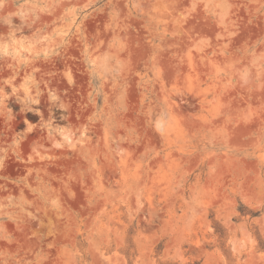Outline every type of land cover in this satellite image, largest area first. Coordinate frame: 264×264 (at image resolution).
Instances as JSON below:
<instances>
[{
    "label": "clouds",
    "instance_id": "clouds-1",
    "mask_svg": "<svg viewBox=\"0 0 264 264\" xmlns=\"http://www.w3.org/2000/svg\"><path fill=\"white\" fill-rule=\"evenodd\" d=\"M0 264H264V0H0Z\"/></svg>",
    "mask_w": 264,
    "mask_h": 264
},
{
    "label": "rangeland",
    "instance_id": "rangeland-1",
    "mask_svg": "<svg viewBox=\"0 0 264 264\" xmlns=\"http://www.w3.org/2000/svg\"><path fill=\"white\" fill-rule=\"evenodd\" d=\"M192 63H193V67H195V61L194 60L192 61ZM193 88H195V82L194 81H193ZM203 94L206 95V96H210L212 94V92H211V90H208V91L204 92ZM222 103H223V99H221L218 104L210 107V110H209L210 114L213 115V117L216 118V119L219 118L217 113H219V111L221 110L220 106L222 105ZM173 134L177 137V139L181 138L184 135L183 127L182 126L178 127L174 131ZM161 182H163V181H161Z\"/></svg>",
    "mask_w": 264,
    "mask_h": 264
}]
</instances>
